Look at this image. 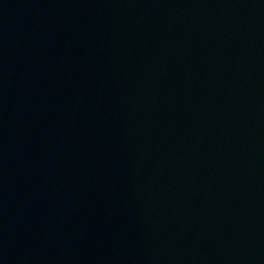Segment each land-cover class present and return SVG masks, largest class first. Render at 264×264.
Instances as JSON below:
<instances>
[{"label": "water", "instance_id": "1", "mask_svg": "<svg viewBox=\"0 0 264 264\" xmlns=\"http://www.w3.org/2000/svg\"><path fill=\"white\" fill-rule=\"evenodd\" d=\"M0 264H264V0H0Z\"/></svg>", "mask_w": 264, "mask_h": 264}]
</instances>
